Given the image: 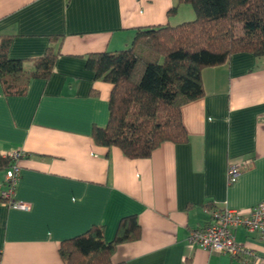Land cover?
Listing matches in <instances>:
<instances>
[{
  "label": "crops",
  "instance_id": "1",
  "mask_svg": "<svg viewBox=\"0 0 264 264\" xmlns=\"http://www.w3.org/2000/svg\"><path fill=\"white\" fill-rule=\"evenodd\" d=\"M174 3L0 0L10 58L29 72L48 48L56 52L50 76L32 78L24 95H5L0 84V154L22 151L13 198L30 203L0 202V264H65L61 240L94 224L109 240L128 214L140 233L116 245L113 262L264 264V237L243 226L234 235L256 252L252 263L187 243L192 229L212 220V208L248 213L264 199V56L234 53L201 69L204 95L181 106L185 141L164 140L149 156L129 157L91 135L107 122L113 84L95 77L88 55L129 47L138 27L195 18L185 3L169 13ZM246 158L229 183V163Z\"/></svg>",
  "mask_w": 264,
  "mask_h": 264
},
{
  "label": "trees",
  "instance_id": "2",
  "mask_svg": "<svg viewBox=\"0 0 264 264\" xmlns=\"http://www.w3.org/2000/svg\"><path fill=\"white\" fill-rule=\"evenodd\" d=\"M182 3L193 8V20L138 27L129 47L88 55L95 77L113 84L107 122L91 130L97 143L146 157L164 140H187L181 106L204 95L201 69L223 64L234 53L264 56V0H175L169 13ZM10 44V36H0V84L5 95L21 96L32 78L50 76L56 52L48 48L28 72L23 60L8 56ZM12 162L0 154V170ZM139 233L136 215L128 214L111 239L103 225L94 224L61 240L60 255L65 264H124L111 255L118 243Z\"/></svg>",
  "mask_w": 264,
  "mask_h": 264
},
{
  "label": "built area",
  "instance_id": "3",
  "mask_svg": "<svg viewBox=\"0 0 264 264\" xmlns=\"http://www.w3.org/2000/svg\"><path fill=\"white\" fill-rule=\"evenodd\" d=\"M22 154L20 150H11L3 155L13 159L9 167L3 170L0 179V196L7 205L28 209L30 203L26 200L13 198V192L20 179V165L17 158ZM250 162L249 158L231 162L227 168L229 183L236 181L241 169ZM212 220L205 225L194 228L187 237V243L192 247H202L208 251H217L230 254L242 262L252 263L257 254L250 246L235 239L234 229L243 226L246 230L264 237V199L253 204L248 213H243L229 205L211 209Z\"/></svg>",
  "mask_w": 264,
  "mask_h": 264
},
{
  "label": "rangeland",
  "instance_id": "4",
  "mask_svg": "<svg viewBox=\"0 0 264 264\" xmlns=\"http://www.w3.org/2000/svg\"><path fill=\"white\" fill-rule=\"evenodd\" d=\"M0 171H2V170H0Z\"/></svg>",
  "mask_w": 264,
  "mask_h": 264
}]
</instances>
